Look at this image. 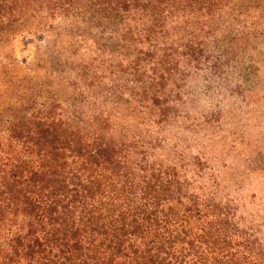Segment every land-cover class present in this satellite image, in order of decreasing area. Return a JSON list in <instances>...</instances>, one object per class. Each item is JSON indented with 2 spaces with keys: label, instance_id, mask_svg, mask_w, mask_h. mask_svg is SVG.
Listing matches in <instances>:
<instances>
[{
  "label": "trees",
  "instance_id": "16d2710c",
  "mask_svg": "<svg viewBox=\"0 0 264 264\" xmlns=\"http://www.w3.org/2000/svg\"><path fill=\"white\" fill-rule=\"evenodd\" d=\"M33 41L1 65L0 264H264L179 135L192 83L264 84V0H0V47Z\"/></svg>",
  "mask_w": 264,
  "mask_h": 264
},
{
  "label": "rangeland",
  "instance_id": "374dc122",
  "mask_svg": "<svg viewBox=\"0 0 264 264\" xmlns=\"http://www.w3.org/2000/svg\"><path fill=\"white\" fill-rule=\"evenodd\" d=\"M43 46L36 41L29 45L22 42L1 45L0 77L4 70L1 65L13 63L10 70L16 72L24 59L31 64L40 57L38 50ZM261 72L260 82L264 81V70ZM207 85L202 80L192 83L187 91L191 96L185 98L194 103L184 111L199 120L198 135L182 132L179 135L195 139V144L189 141V155L200 157L206 172L218 178L223 194L238 206L246 226L254 228L264 239V84L250 94L240 85L218 89L213 95L192 93V89L206 90ZM207 121L212 125L207 126Z\"/></svg>",
  "mask_w": 264,
  "mask_h": 264
}]
</instances>
